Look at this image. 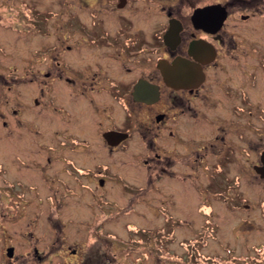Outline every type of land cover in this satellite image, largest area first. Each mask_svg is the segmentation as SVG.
<instances>
[{"label":"flooded vegetation","instance_id":"1","mask_svg":"<svg viewBox=\"0 0 264 264\" xmlns=\"http://www.w3.org/2000/svg\"><path fill=\"white\" fill-rule=\"evenodd\" d=\"M65 4L20 0L16 9L19 34L12 44L21 87L15 108L7 100L0 105V264H264V241L251 263L233 261L249 256L232 255L221 239L224 223L234 218L254 224L235 215L249 205L237 191L248 170L264 181L256 171L264 166V0ZM114 131L126 135L107 139ZM135 139L147 182L166 181L164 220L189 226L200 220L205 230L180 238L178 246H170L177 238L172 230L125 239L95 230L72 246L54 215L48 217L54 230L23 228L27 216L38 223V214L24 212L29 204L38 207L40 177L102 199L97 190L117 176L100 156ZM198 178L205 182L195 183ZM173 187L191 200L180 201ZM175 207L184 215L171 214ZM215 239L219 246L207 247Z\"/></svg>","mask_w":264,"mask_h":264},{"label":"rangeland","instance_id":"2","mask_svg":"<svg viewBox=\"0 0 264 264\" xmlns=\"http://www.w3.org/2000/svg\"><path fill=\"white\" fill-rule=\"evenodd\" d=\"M21 1H25L30 6L39 7L52 3L56 9L66 6L65 0ZM19 6L20 0H0L1 12H3V8L7 9V15H1L2 22L6 23L7 26L5 25L4 28L0 29V105L7 100L8 106L14 108L16 107V96L21 87L15 77L17 70H20L21 64L14 51L15 45L12 44L13 38H15L16 34H19L16 28V9ZM72 6L79 7V0H73ZM2 108L0 106V110ZM3 135L0 126V139ZM14 136L15 134L13 133L9 135L10 138ZM2 150L0 142V152ZM97 150H101L100 146L97 147ZM141 152L142 147L140 142L138 139H135L121 146L117 153L112 155L102 153V156H100L101 161L109 167L110 172L116 174L117 178L109 179L102 189L97 190L103 196L99 200L96 196L91 195L89 191H65L57 180L54 179L47 182L40 177L37 197L39 200L38 207L29 204L30 206L26 207L24 212L25 216L27 214H38V219H36L38 223L36 225L34 222L31 223L30 220L27 222V216L23 222V228L25 229L28 225V227L37 226V230L40 232L54 230V226L48 219L50 215H54L59 221L58 226L61 227L60 229L71 239L72 246H75L74 242L86 243L89 240L91 232L95 230L115 232L122 239L129 236L148 235L149 233L152 235V232L157 233L158 236L162 230H172L176 233L175 236L177 238L170 246H178L176 242L182 237L191 236V232L193 231L205 230V224L200 220L191 222L190 226L186 225V223L179 225L172 224V222L164 220V215L159 207L163 204L162 201L165 198L169 199L170 197L168 196V190L165 191L164 183L166 181L158 176L157 178L153 177L151 184L147 182V175L141 162L144 155ZM55 174H59L57 176L67 179V176L63 173ZM184 180V183L187 184L190 179L186 177ZM221 180L218 175L216 183L222 182ZM197 182L204 183L205 181L198 178L195 183ZM124 183L139 187L147 185L148 188L137 192L126 191L123 188ZM55 186H58L59 189H56ZM167 188L170 189L171 187L167 186ZM173 189L175 190L174 196L180 198V201L189 202L191 200L192 196L184 193L185 190L175 189V187ZM237 191L246 196L245 198H247L249 205L247 209L238 210L236 214L233 211L232 215L250 217L252 220H255L254 224L253 226L250 223L239 224L235 222L236 218H234L231 222L224 223L226 228L223 229L224 233L222 234L225 236L221 234L220 236L227 237L221 239L225 242H230L229 246L232 248V255L236 257H239V255L249 256L246 260L238 258V260L233 261L254 263L256 257H259V253L254 250V247L261 241H264V181L259 180L255 173H252L249 169L245 180L242 179L241 185L237 187ZM51 198H54L53 200L57 199L59 202L55 205V202L51 203L48 201ZM164 204L168 205V202ZM177 210L175 207V209H170V212L179 216L184 215V212ZM6 225L10 229L21 230V227L16 223L9 222ZM97 225L100 226V229ZM259 225H262L263 228H259ZM221 230L216 229V231ZM133 232L136 234H132ZM101 234L106 237L105 233ZM218 239L210 241L207 247H218V241L216 242Z\"/></svg>","mask_w":264,"mask_h":264},{"label":"water","instance_id":"3","mask_svg":"<svg viewBox=\"0 0 264 264\" xmlns=\"http://www.w3.org/2000/svg\"><path fill=\"white\" fill-rule=\"evenodd\" d=\"M170 70H171V68H169V71ZM190 70H192V69H190ZM105 135H106L107 139L111 138V139H119V140H121L122 138L125 137L126 133L114 131V132H111V133H107ZM110 143H112V142H110ZM256 171L259 172L260 176L264 178V166H260Z\"/></svg>","mask_w":264,"mask_h":264}]
</instances>
